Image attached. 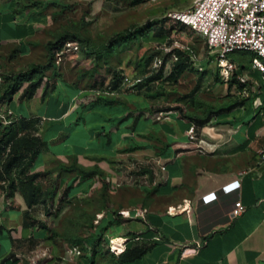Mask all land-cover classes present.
Instances as JSON below:
<instances>
[{
    "label": "crops",
    "instance_id": "crops-1",
    "mask_svg": "<svg viewBox=\"0 0 264 264\" xmlns=\"http://www.w3.org/2000/svg\"><path fill=\"white\" fill-rule=\"evenodd\" d=\"M98 1L0 0V44H18L28 56L49 33V8ZM246 72L250 85L237 94L251 91L249 101L218 117L225 125L198 127V143L187 137L190 124L179 117V111L164 112L170 114L169 120L157 123L160 113L153 114L151 105H144L147 99L136 93L138 99L120 109L110 111L101 103L81 106L78 102L88 91L76 92L61 77L56 78V93L51 87L47 92L43 89L51 80L47 78L32 99L39 101L43 113L23 116L13 111L20 117L40 118L41 125L47 122L37 133L47 142V149L37 158L33 173L42 175L53 161L97 166L113 184L111 209L147 211L145 219L109 215L105 221L121 222L110 225L109 231L121 228L111 238L140 236L128 248L154 244L132 264H264V167L258 164L264 152V84L262 74ZM116 93L111 98L123 103L119 94L125 89ZM92 113L98 122L89 128L81 115ZM233 129L231 141L219 140L223 131ZM79 136H84V143H79ZM163 137L165 141L160 140ZM158 162L166 166L165 171ZM145 165L152 171L139 174ZM4 184L0 181V264H27V256L42 244L51 246L54 256L61 255L63 247L54 245L35 215L42 205L30 209L20 191L11 193L7 185L1 187ZM237 203L246 212L233 219ZM172 207L185 209L172 215L168 213ZM186 248L196 252L183 255ZM88 258L78 264H90L92 257Z\"/></svg>",
    "mask_w": 264,
    "mask_h": 264
},
{
    "label": "rangeland",
    "instance_id": "rangeland-1",
    "mask_svg": "<svg viewBox=\"0 0 264 264\" xmlns=\"http://www.w3.org/2000/svg\"><path fill=\"white\" fill-rule=\"evenodd\" d=\"M195 1L99 0L97 4L80 2L52 6L49 8L51 15L49 33L44 34L32 54L25 56L18 44H0V99L5 94L6 77L27 71L32 63L46 62L49 41L57 40L67 31L79 33L83 39L89 40L86 47L88 54L83 53L79 42L69 39L61 47L66 49L63 61L59 65L56 64L58 77L69 81L70 85L76 88V92L88 91L83 94L88 96L79 100L78 104L87 107L96 102L98 96L111 97L110 87L113 80L120 78L124 85L118 92L125 89V93L129 94H119L123 103L106 105L110 111L126 107L132 99L137 100L136 94L143 95L148 100H145L144 105L150 104L153 114L160 113L156 118L157 123L169 120L170 114L164 112L179 111V117L184 118L190 127L195 125L197 139L189 140L200 142L201 136L197 128L201 126L195 118L203 117V109L199 104L190 106L191 98L217 110L226 109L233 104L235 108L244 107L252 93L245 90L239 96L235 87L230 88L228 83L222 80L217 68V60L209 54L205 39L191 28L168 17L173 12L191 9ZM160 27L165 28L167 32L163 38L155 33ZM188 48L194 49L205 63L206 75L202 76L197 67L189 62ZM178 52H182L185 60L189 62L188 69L177 80H169L168 77L180 58ZM151 55L160 57L164 62L157 73L162 79L148 84L142 90H134L132 84L152 72L153 61L146 64ZM230 57L244 72L251 70L256 58L255 55L247 52H236ZM50 75L49 72L48 76ZM25 87L26 84L18 94ZM50 87L51 92H57L56 78H51L49 87L43 86V89L47 92ZM18 94L11 103L0 101L2 114L13 112V118L20 119L18 114L31 116L30 113H43L40 106H37L39 103L37 99L25 101L18 99ZM115 95L117 96L118 93L115 92ZM231 111L226 110L225 113ZM93 115V113L81 115V118L87 121L89 128L94 127L98 122ZM220 116L222 115H216L205 126L225 125V122L223 124L217 121ZM44 123L41 127H47V122ZM5 126L8 125L0 123L1 132ZM234 131V129L230 132L223 131V136L219 140L231 141ZM77 140L79 143L85 142L84 136H79ZM160 140L166 139L163 137ZM41 159L42 157L39 162ZM76 167L80 165L73 160L68 163L53 161L47 166L39 181L44 188L53 190L54 197L45 205L39 206L35 215L49 228V236L54 245L63 247L65 251L66 246L73 244L76 239H83L86 241L84 257H92L95 253V264H114L112 257L115 255L111 253L109 245L110 235H114L113 231H120L121 228L115 227L109 231L112 223H105L109 215L117 218L119 212L117 209H111L113 184L106 179L105 172L97 166L86 168L88 170L98 168V175L91 179L82 178ZM145 168L138 173H144L143 170L152 171L149 169L150 165H145ZM99 213L104 217L100 224L96 225L95 221ZM47 247L51 250V246Z\"/></svg>",
    "mask_w": 264,
    "mask_h": 264
},
{
    "label": "built area",
    "instance_id": "built-area-1",
    "mask_svg": "<svg viewBox=\"0 0 264 264\" xmlns=\"http://www.w3.org/2000/svg\"><path fill=\"white\" fill-rule=\"evenodd\" d=\"M168 17L191 28L205 39L209 54L216 58L219 74L225 83H229L236 77L246 87L250 85L249 73H240V68L230 57L236 52H247L256 56L251 65V71L262 74L261 82L264 84V0H196L191 9L173 12ZM187 52L191 62L199 72H205L207 67L199 58L198 53L192 48H188ZM65 53V48H61L58 52L56 60L58 65L63 61ZM163 64V60L155 56L151 68L152 73H159ZM141 82L142 80L138 79L132 86H137ZM111 95H115V92ZM12 115L13 112L2 114L0 110V123L5 125L15 123L18 119L13 118ZM187 137L190 140L197 139L195 125L188 129ZM157 164L163 171L166 170L164 164L159 162ZM258 164L264 167V152H261ZM184 209V207H172L169 208L168 213L173 215L182 212ZM245 212L246 207L241 203H237L231 212V218H238ZM119 215L130 220L145 219L147 211L134 207L121 210ZM103 217V214L97 215L96 225L100 224ZM117 240L123 241V251L115 248L114 245ZM139 240H141L140 236L110 238L111 252L119 258L126 253L130 243ZM154 240L160 241V238ZM187 252H196V249L186 248L183 255H186ZM83 257L84 251L80 246H66L63 254L54 256L50 248L42 244L27 256L26 262H28L27 264H42L44 261L48 262L46 264H78Z\"/></svg>",
    "mask_w": 264,
    "mask_h": 264
},
{
    "label": "trees",
    "instance_id": "trees-1",
    "mask_svg": "<svg viewBox=\"0 0 264 264\" xmlns=\"http://www.w3.org/2000/svg\"><path fill=\"white\" fill-rule=\"evenodd\" d=\"M35 6L41 7L39 4H36ZM155 33L158 37L163 38L167 32L165 28L160 27ZM69 39L79 42L83 53L88 54L86 47L89 40L83 39L79 33H72L69 31L62 33L57 40L49 41L47 43L48 55L44 64L32 63L27 71L5 78V94L0 101L4 100L7 103H11L14 97L21 91L24 84H26V87L22 90L20 99L30 101L35 97L38 90L45 84V80L47 78H57V54L61 50L62 44ZM178 55L180 58L176 62L173 72L168 77L169 80H177L188 69L189 62L192 63L191 60L189 62L185 60L182 52H178ZM153 58L154 55H151L147 59L146 64L148 65L152 63ZM239 71L240 73L244 72L241 68ZM49 72L51 73L50 76H48ZM200 73L204 76L207 74V71ZM161 79L160 74L151 72L149 76H145L142 79V82L137 86H134L133 89L142 90L147 87L148 84L160 81ZM122 84L123 83L120 78H115L110 87L112 93L120 91ZM228 86L230 88L235 87L237 91H243L246 88V85L241 84L236 77L228 83ZM48 87L49 84H47V88ZM96 103L114 105L116 100L108 96H98L96 102L91 105ZM198 104L203 109L204 115L203 117H196L195 120L199 122L201 127L207 125L216 115H223L226 110L231 111L236 107L233 104L228 106L226 109L219 108L214 110L202 102L194 100L193 98L190 99V106H196ZM40 125V118L21 117L15 123L5 126L2 132L0 127V133H2L0 134V181L5 182V184L1 185V187L5 188V185H7L8 189L11 190V193H13V191H20L30 209L35 206L45 205L46 202L54 197L53 190L51 188H44L40 183L39 179L42 175L40 173H33L37 158L47 149V142L42 137L37 135ZM75 169L78 171V174L85 179H91L98 175V168L96 170H88L80 166ZM117 216L120 217L119 214H117ZM111 223L119 225L121 222L118 219H114ZM41 225L49 232V228L45 224ZM102 236L103 235L101 234L100 237L102 238ZM85 243L86 241L83 239H76L71 246H80L84 251ZM153 247L154 244H150L146 247L128 248L126 253L119 258L113 256V263L132 264L137 260L142 259L153 249ZM87 259L89 258L87 257ZM90 264H95V253L90 260Z\"/></svg>",
    "mask_w": 264,
    "mask_h": 264
},
{
    "label": "bare ground",
    "instance_id": "bare-ground-1",
    "mask_svg": "<svg viewBox=\"0 0 264 264\" xmlns=\"http://www.w3.org/2000/svg\"><path fill=\"white\" fill-rule=\"evenodd\" d=\"M114 246L119 251H123V249H124V244H123V241H121V240H117L115 242V245Z\"/></svg>",
    "mask_w": 264,
    "mask_h": 264
}]
</instances>
